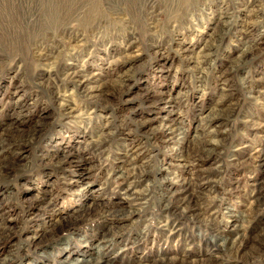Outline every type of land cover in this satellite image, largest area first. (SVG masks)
<instances>
[{
	"label": "rangeland",
	"instance_id": "obj_1",
	"mask_svg": "<svg viewBox=\"0 0 264 264\" xmlns=\"http://www.w3.org/2000/svg\"><path fill=\"white\" fill-rule=\"evenodd\" d=\"M225 21L229 29L216 51L199 52L205 42L212 45L208 36L215 39ZM208 52L210 57L198 58ZM131 69L130 85L107 95L108 105L80 97L78 88L63 80L65 73L76 72L111 90ZM56 88L63 93L58 102L51 96ZM145 91L156 95L144 99ZM19 107L26 109L24 118L5 134L26 131L42 116L47 125L38 144L25 147L17 159L29 168L0 178V228H14L0 246V259L7 252L9 264H57L86 256L89 247L82 240L101 238L100 221L74 228L75 236L62 234L57 242L68 236L69 252L50 242L34 246L27 236L47 229L49 220L77 213L89 203L83 195L101 186L95 202L134 212L102 251L109 262L207 264L213 255L217 264H264V161H252L256 150L264 153V0H0V135ZM218 111L226 122L205 121ZM161 117L174 120L172 128L182 134H163L157 129ZM212 130L222 143L219 152L236 148L234 163L222 155L214 160L192 155L194 137ZM157 136L166 139L158 146L151 140ZM39 147L73 158L64 166L49 163L47 156L36 164ZM180 148L190 151L183 169L175 167ZM125 150L137 170L148 172L138 180L133 176L139 196L133 201H123L109 182L118 166L127 167L119 164L128 160ZM80 156L89 163L82 166ZM214 169L219 173L205 184L200 176ZM172 173L197 177L193 197L199 199V217L191 218V207L173 215L158 205L160 189L175 188ZM79 174H86V185ZM162 177L172 183L164 189L156 183L146 193ZM253 180L260 185L254 190ZM35 196L48 197L51 205L41 210ZM233 225L245 232L242 258L212 248L219 231L227 234Z\"/></svg>",
	"mask_w": 264,
	"mask_h": 264
},
{
	"label": "bare ground",
	"instance_id": "obj_2",
	"mask_svg": "<svg viewBox=\"0 0 264 264\" xmlns=\"http://www.w3.org/2000/svg\"><path fill=\"white\" fill-rule=\"evenodd\" d=\"M254 11H251V13ZM219 24H221L220 26L223 25L224 28H221V30L219 32H217L218 33L217 37H215V39H214L213 34L208 36L209 41L213 42V43L211 42L212 45L207 46V44H205L206 43L205 42L203 47L200 49L199 52H202L205 50L214 52L217 49L216 47L220 46V43H221L220 39L223 35H225L228 32L229 28H227V26L230 23L225 21V22H220ZM248 50H251V48L248 47ZM210 55H211L210 52H208L206 54H203L201 57L198 56V58L204 59V58L210 57ZM192 69H193V67H192ZM132 71L133 70L131 69V71L129 70L125 74L121 75L118 85L114 86L115 89H111V90H103L102 88L104 87V84H93L91 82L90 78H88L84 75H80L76 72L65 73L63 80L67 81V83H69V84H72L73 90L77 87L80 97L85 98L86 100L96 101L98 103L100 101V102H103L104 104L108 105V104L112 103V99L110 100L109 98H107V95L114 96L113 91H116V90L119 91V90H121L122 86L126 87L127 85H130V82H131L130 79H133V77H134V74ZM155 93L152 91H145L143 94V98L148 99L152 96H155L156 95ZM51 96H53L54 101L58 102V101H60V99L63 98V93L60 94V92L58 91V88H56L55 92H53L51 94ZM25 112H26L25 108L19 107L16 110L15 117L10 120V125L8 124V127H6V129L2 130V133L0 135V158H1V156H6L10 152L13 153V156L11 157V159H9V161L3 162L0 160V178L10 179L11 176L13 175V173H15V172L22 173L23 171H26L27 168H29L30 164H23V163L19 164V163H17V159L20 158L21 156H23V152L25 151V147L31 146V145H37L38 142L40 141V139L42 138L43 132L45 131V128L47 125L45 122L46 117L42 116L41 118L36 119L35 122L33 123V125L28 130L25 129L26 131H23L21 129L16 128L13 131L5 134V131L7 132V128L8 129L12 128L13 124H16L17 120H22L24 118ZM211 113H210V115H211ZM210 115L209 116L207 115V118L206 119L204 118V119H205V121L209 120L208 122L211 124L212 123L217 124V126H218V125H221L222 123L226 122L225 119L219 120L222 117V114L220 111L215 112L212 116H210ZM173 121L174 120H172V119L161 117L159 119L157 129L161 130V132L163 134L165 133V134H170V135L171 134L181 135L182 132H181L179 127L172 128L171 124ZM143 123L144 122H141L139 124V126H141ZM151 130H153V129H151ZM154 130H156V129L154 128ZM217 134H218L217 130H212L210 132H207L206 134H202L200 136H195L194 139H196V141L194 142V144L192 145L191 150H190L192 155L198 154V156H200V157L202 156L204 159H208V160H214L213 157L215 155H222L224 158L227 157L229 159V162L234 163L236 161V157H237L236 153H235L236 148L234 150H231V152H230V149L228 147H226V150L224 149L225 152H219L218 148L221 147L222 143L218 139ZM204 138H206V139H204ZM151 140H152V142L157 143L156 145L158 146L159 143L164 142L166 139L162 138L161 136L160 137L157 136V139L153 137V138H151ZM39 149H40V151L35 156L36 160H34V162L37 161L36 164H38V163L42 164V159L47 156L48 157L47 161L49 163H52V164L57 165V166H59V165L64 166L66 162H69L73 158L72 157L73 155L71 153H68L66 155H61V156L56 155V153H52L50 155L45 150L46 147H39ZM49 149L50 148H48V151H49ZM186 151H187V149L184 150V149L180 148L179 151L176 153L177 156L175 157V162H177V164L176 165L174 164L175 167L177 166L181 169L185 168L184 160H186V158H187V155H185V153L188 154L190 152V151L189 152H186ZM227 152L229 153V155L227 154ZM256 153H257V156H255L252 161H253V163L260 165L264 161V153L261 152L260 150L259 151L256 150ZM127 154H128V151L125 150L123 155L126 157V159H128ZM134 160H135V158L119 161V164L120 163L122 164L124 162V164H126L127 167L126 168H124V167L120 168L121 166H118L117 169L115 170V176L113 177L112 180L109 181L110 184H112V186L114 188H116V190L120 189V191L122 192V196H123L122 200L123 201L124 200L125 201H128V200L133 201L134 199L139 197L138 195H136V193H137L135 191L136 180L134 179L133 176L136 175L138 177L137 178V180H138V179L144 178L148 174V172H146L145 170H143L141 168L139 170H137V168L133 165ZM78 162H80L82 164V166H85L89 163L88 160L82 156H80L78 158ZM170 164L171 163H167L166 165L170 166ZM212 164H213V161H212ZM174 165H172V166H174ZM169 169L170 168H163V169H161V171L171 173V171H169ZM218 173H219L218 170L214 169V171H210L208 174H206L204 176L201 175L200 177H202L203 180L205 179L204 180V181H206L205 184H208L209 182L212 181L214 175L218 174ZM78 177H81L83 179L82 180L83 185L87 184L86 183V178H87L86 174H79ZM173 177L176 178V180L173 181V184L175 186L173 191L169 192L165 188L166 184L171 182V179L162 177V178H156L157 182H154L152 185H149V187L146 190V193H148L150 191V188L154 187L156 185V183H159L163 189L165 188L164 190L160 189V191L161 192L163 191V192L159 195L160 201L158 202V205L160 206V208L164 212L170 213L173 215H181V214H184L185 211L187 209H189V207H191V209L194 210V212L191 214L192 215L191 218L199 217L200 212H198V210H197L198 206H200V205H198L199 199L196 197H193V195L195 193H198L195 190V188H193V185H194L193 183L195 182V180H197L196 179L197 177H195V175H194L195 178L191 179L190 177L185 176L181 179L180 175H178L176 173L173 174ZM128 178H130L129 179L130 181L128 183H126L127 185H124V181H126ZM202 179L200 181H203ZM251 186H253V190H254V187L258 188L260 185H259L258 181L253 180L251 183ZM196 189H197V187H196ZM84 190L86 193L87 190L86 189H84ZM102 191H103V188L101 186H99L98 188H95L92 191L88 192L87 196L83 195L89 201V203L88 204L84 203L86 205L85 206L83 205V207L81 206L82 208H79L77 213L71 214L67 217H57L52 222L49 220V223H48L49 227L47 229L46 228L42 229V230L40 229L37 231V233L35 232L33 235L27 236V238H29L31 240V242L33 243L34 246L38 247V245L40 246V245H43L44 243L50 242V245L54 248H57L58 251L62 250V251L69 252V249L67 246L68 241H66L68 239L67 238L68 236L64 237L59 242H57L59 237L64 233H69L70 236H73L74 234H76L74 231V228L82 226V225H88L89 226L91 223H96V222L100 221L104 224L103 230L96 233V235H99L101 238L96 240L95 243H88V240H86V239L82 240V242H84V246L89 247V251L86 253V256H83L82 258H74V259H71L70 261H67L66 259L60 260L57 262V264H115L114 263L115 259H114V261L109 262L108 257L107 258L103 257L102 251L105 250V248L107 246L109 247L113 238L115 236L119 235V233L122 231V229L125 226H127L125 224L127 222L126 220H128L134 212L129 211L127 209L128 207L127 208L125 207L126 205L115 207L114 209L111 210V209H106L104 204H102L100 202H95L94 199L96 197H98L102 193ZM35 200L37 202L39 201L38 205L41 208V210H43L46 207L51 205L50 199H48V197H46V196H35ZM257 201H258V198H255L253 200V202H251V203H254ZM258 203H256V204H258ZM29 204H30V202H29ZM254 209L251 210V212H252L251 214H252L253 218L257 219L256 211ZM207 216H209V215H207ZM229 216H230V218H234V216L231 215L230 213H229ZM233 220H235V219H233ZM233 227H234V229L231 231L228 230L227 234L226 233L221 234L222 232L219 231V235H220L219 240L215 245L212 246V248L213 247L217 248L218 250H221V252L224 251L229 256V258L230 257H232L233 259L237 258V257L242 258V254L239 253V249L244 245V242L246 241L245 232H244V230L239 231V228L241 226L233 225ZM13 231H14L13 227L0 228V246L10 239V236L13 233ZM214 236H215V234H214ZM78 239L80 240L81 238L78 237ZM4 254L5 255L0 259V264H9L12 261V257H11L12 255L10 253H7V252ZM217 259L218 258H214V256L211 255L207 264H217V262H216ZM151 264H175V261L174 260H167V261L163 262L161 260L160 261L157 260ZM178 264H186V263L180 262ZM192 264H194V263H192Z\"/></svg>",
	"mask_w": 264,
	"mask_h": 264
}]
</instances>
